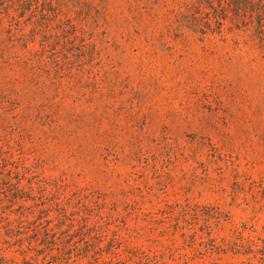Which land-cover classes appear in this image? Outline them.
I'll list each match as a JSON object with an SVG mask.
<instances>
[{"label":"rangeland","instance_id":"rangeland-1","mask_svg":"<svg viewBox=\"0 0 264 264\" xmlns=\"http://www.w3.org/2000/svg\"><path fill=\"white\" fill-rule=\"evenodd\" d=\"M223 1L38 0L33 15L16 1L0 25V147L82 189L123 247L261 264L264 60L213 19ZM186 205L195 243L176 229Z\"/></svg>","mask_w":264,"mask_h":264},{"label":"trees","instance_id":"trees-1","mask_svg":"<svg viewBox=\"0 0 264 264\" xmlns=\"http://www.w3.org/2000/svg\"><path fill=\"white\" fill-rule=\"evenodd\" d=\"M16 1L20 0H0V25L8 18L14 19L11 13ZM38 5V0H27L20 7L24 13L33 15ZM211 6L216 22L229 20L238 30L250 34L264 60V0H224L218 7L222 15ZM68 28L70 38L74 39L75 28L72 25ZM7 147H0V204L5 198L10 199L0 211V264L10 261L2 255L5 252L21 257L20 262L11 259V264H189L186 260L178 263L168 260L152 244L121 246L124 237H108L110 223L90 206L82 189L71 190L37 176L32 166L24 164L25 159ZM196 210L182 206L177 221L189 228L180 225L176 228L184 237H192L194 243L198 233L189 224L200 217ZM206 228V235H210L208 224ZM249 246L255 247L252 255L258 254L264 264V242L250 241Z\"/></svg>","mask_w":264,"mask_h":264}]
</instances>
